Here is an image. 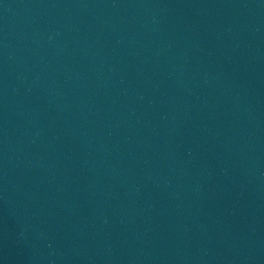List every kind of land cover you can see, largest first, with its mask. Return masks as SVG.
<instances>
[{
    "label": "water",
    "instance_id": "water-1",
    "mask_svg": "<svg viewBox=\"0 0 264 264\" xmlns=\"http://www.w3.org/2000/svg\"><path fill=\"white\" fill-rule=\"evenodd\" d=\"M0 264H264V0H0Z\"/></svg>",
    "mask_w": 264,
    "mask_h": 264
}]
</instances>
